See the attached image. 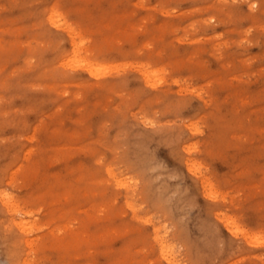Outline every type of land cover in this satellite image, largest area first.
Wrapping results in <instances>:
<instances>
[{
    "label": "rangeland",
    "instance_id": "1",
    "mask_svg": "<svg viewBox=\"0 0 264 264\" xmlns=\"http://www.w3.org/2000/svg\"><path fill=\"white\" fill-rule=\"evenodd\" d=\"M158 235L264 264V0H0V264H168Z\"/></svg>",
    "mask_w": 264,
    "mask_h": 264
},
{
    "label": "bare ground",
    "instance_id": "2",
    "mask_svg": "<svg viewBox=\"0 0 264 264\" xmlns=\"http://www.w3.org/2000/svg\"><path fill=\"white\" fill-rule=\"evenodd\" d=\"M5 201H7V199H5ZM5 204H7V206H8L7 202ZM14 222L21 229V231H25L26 227H25L24 221L14 219ZM155 230H157L158 233L160 231L158 227ZM159 235L157 237V241L159 243L160 251H161V254H162L163 258L165 259V261L168 264H182L180 262L179 258L174 253L173 246L167 241V239L164 236H159ZM180 259H182V258H180Z\"/></svg>",
    "mask_w": 264,
    "mask_h": 264
}]
</instances>
